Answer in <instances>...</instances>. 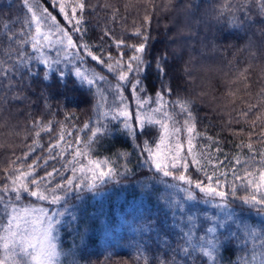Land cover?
I'll list each match as a JSON object with an SVG mask.
<instances>
[{
  "label": "snow or ice",
  "instance_id": "6c2138e0",
  "mask_svg": "<svg viewBox=\"0 0 264 264\" xmlns=\"http://www.w3.org/2000/svg\"><path fill=\"white\" fill-rule=\"evenodd\" d=\"M143 3L156 7L155 0ZM165 3L172 5L173 0ZM20 4L26 9L23 16L18 14L11 24L0 27V93L7 90L12 100L23 102L25 95L13 88L25 80L55 79L67 86L72 79L73 84L92 93L96 115L77 127L66 123L71 119V114H66L57 122L59 132L46 149L40 143L41 134L54 131L53 121L31 122L28 151L12 159L0 173V264H62L61 258L67 254L61 246V231L79 219L73 201L82 202L86 193L100 195L105 185H119L135 177V171L128 167L129 151H117L115 159L93 155L100 141L112 134L114 124L116 131L134 143L133 152L140 154L138 167H146L151 173L136 179L135 184L155 196L163 213L145 218L140 231L154 232L159 246L167 252L150 259L145 255L146 246L137 245L143 248L136 257L138 264H197L198 258L200 264H224L222 250L231 246L239 247L242 253L231 264H264V148L254 147L249 134L247 143L237 145L247 152L241 151L230 161L227 156L220 160L211 154L209 145L195 142L200 134L196 132L191 99L179 95L166 98L173 95V89L164 83L154 96L145 95L142 74L153 65L147 59L151 35L145 26L151 24L153 13L145 8L143 23L127 39H117L112 29L105 28L102 43L93 45L85 39L90 12L109 9L112 22L123 19L120 9L108 0L96 4L90 0H20ZM128 7L125 3V11ZM181 8L186 9L184 25L190 27L198 6L186 0ZM254 16L264 18V0H220L212 17L219 26L213 39H223L225 33L246 34L255 23ZM259 34L264 36V28ZM132 37L138 42L130 43ZM105 38L115 45V55L104 46ZM176 58H180L178 53ZM167 60V52L154 60L162 81L168 75ZM190 62L191 57L183 69L188 75ZM250 67L238 70V76L247 81ZM51 95L42 93L46 102ZM8 99L7 94H0V109ZM129 101L135 102L134 113ZM261 104L264 95L258 103L241 110L235 122H246ZM260 118L257 115L252 121L253 128ZM150 133L152 139L141 140ZM259 143L264 145V132ZM38 149L45 154L35 155ZM57 160L62 162L60 166L47 170L49 162ZM190 169L203 179L190 174ZM165 219L169 221L167 227ZM173 230L182 241L175 248L169 243Z\"/></svg>",
  "mask_w": 264,
  "mask_h": 264
},
{
  "label": "trees",
  "instance_id": "16d2710c",
  "mask_svg": "<svg viewBox=\"0 0 264 264\" xmlns=\"http://www.w3.org/2000/svg\"><path fill=\"white\" fill-rule=\"evenodd\" d=\"M90 2L96 4L98 0ZM99 2L103 3L104 0ZM108 2L120 9L123 19L112 22L109 9L98 8L95 12H90L86 16L89 30L85 36L89 44L100 45L105 28L112 29L117 39H127L131 32L143 23L147 8L149 13H153L151 24L145 26L151 35L147 59L153 61V65L147 73L142 74L145 77L143 84L147 89L145 95L154 96L164 83L173 89V95L166 98L175 99L179 95L191 99L196 132L200 134L195 142L198 146L209 145L211 154L218 156L220 160L227 156L230 161L241 151L247 152L246 148L240 149L237 145L241 142L247 143L249 134H252L255 141L254 147L258 150L264 148V145L259 143L261 133L264 132V112L260 110L264 109V104H261L259 109H254L246 122H235L241 110H246L249 104L258 103L260 96L264 95L261 93L264 88V36L259 34V30L264 28V18L254 16L255 23L246 34L235 36L225 33L223 39L217 36L214 40L213 36L219 26L215 25L212 17L220 0H193L198 9L189 22L190 27L183 24L186 9L181 6L186 0H173L172 5H166L165 0H155V8L151 3L145 5L143 0ZM125 3L129 4L127 11L124 9ZM25 12L26 9L22 8L20 0H0V27L4 23L11 24L18 14L23 16ZM197 20L202 22L197 23ZM182 28L183 32L180 31ZM189 32L194 35L189 36ZM204 37L206 39H202ZM129 42L138 40L132 37ZM103 43L116 54L111 39L105 38ZM165 52L168 54V75L162 81L155 71L154 60ZM177 53L179 59L176 58ZM190 57L191 62L187 66L191 74L188 75L183 69ZM249 65L251 67L248 80L245 81L238 76V70ZM13 91L22 92L26 99L23 102L12 100V93L7 90L0 93L9 96L7 103L0 109V120L6 112L12 115V123L9 124L12 131L8 129V124L0 121V173L9 166L12 159L28 151L27 146L32 142L30 130L33 120H43L45 123L52 120L55 125L53 132L41 134L40 143L46 149L50 139L54 141L59 132L57 122L63 121L66 114H71V119L66 123L69 126L76 124L77 127L96 115L93 112L92 93L87 88H81L79 84H73L72 79L68 80L67 86L55 79L46 82L25 80L22 86L15 85ZM48 92L52 95L46 102L42 93ZM133 105L134 101H129L130 111L134 113ZM257 115L261 118L253 128L252 121L256 120ZM112 127V134L100 141L93 155L97 159H115L113 154L117 151H129L132 154L128 167L135 171V177L128 178L119 185H105L100 195L86 193L82 202L73 201L77 204L79 219L76 225H66L61 231V246L67 254L61 258L62 264H73V260L76 264H138L136 257L143 248L138 249L137 245L146 246L145 255L150 259L158 253L167 252V249L159 246L154 232L140 231L145 218L158 214L163 216V213L159 212L160 205L157 204L155 196L147 195L134 182L145 175L151 176V173L146 167H138L140 154L138 151L133 152L134 143L116 131L115 124ZM209 137L211 139H208ZM143 139H152V134L141 136V140ZM216 148L221 151L216 152ZM44 154L38 149L35 155ZM35 155L28 163L35 159ZM61 163L59 160L50 161L47 170H51L53 166L59 167ZM40 174L43 175V172ZM190 174L203 179L201 174L195 173V169H190ZM157 187L163 190L162 186ZM251 219L252 222L256 221L255 217ZM168 223L165 219V227ZM80 234H83V240ZM178 242L182 241L177 240L176 230H173L169 243L175 248ZM221 254L224 264H231L232 260L242 253L239 247L231 246L227 251L222 250ZM177 258L180 259L179 256ZM197 264H200L199 258Z\"/></svg>",
  "mask_w": 264,
  "mask_h": 264
},
{
  "label": "rangeland",
  "instance_id": "374dc122",
  "mask_svg": "<svg viewBox=\"0 0 264 264\" xmlns=\"http://www.w3.org/2000/svg\"><path fill=\"white\" fill-rule=\"evenodd\" d=\"M183 24H184V22H183ZM134 107H133V111L135 112L136 111V105H135V102H134V105H133ZM3 115H4V113H3ZM11 116V117H10ZM10 117V118H9ZM1 123H6V124H8V129H10V131H12V127H10L9 126V124L10 123H12V115L9 113L8 114V112H6L5 113V116H3L2 118H1Z\"/></svg>",
  "mask_w": 264,
  "mask_h": 264
}]
</instances>
